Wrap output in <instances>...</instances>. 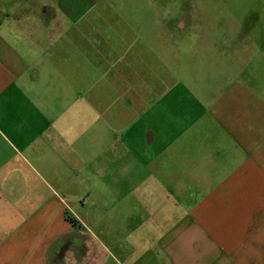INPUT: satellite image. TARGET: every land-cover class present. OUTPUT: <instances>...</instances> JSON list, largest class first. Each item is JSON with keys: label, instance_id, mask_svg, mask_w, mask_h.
Wrapping results in <instances>:
<instances>
[{"label": "crops", "instance_id": "obj_1", "mask_svg": "<svg viewBox=\"0 0 264 264\" xmlns=\"http://www.w3.org/2000/svg\"><path fill=\"white\" fill-rule=\"evenodd\" d=\"M107 6L0 0V264H264V46L190 83Z\"/></svg>", "mask_w": 264, "mask_h": 264}, {"label": "rangeland", "instance_id": "obj_2", "mask_svg": "<svg viewBox=\"0 0 264 264\" xmlns=\"http://www.w3.org/2000/svg\"><path fill=\"white\" fill-rule=\"evenodd\" d=\"M99 3L108 5L106 9L99 10V14L104 17L122 18L127 17L132 20L141 19V22L148 28L141 34L150 36L157 34L158 50L171 48L166 55V61L173 67L192 66L193 73H197V79L191 77L190 83L203 81V76L211 67L212 78L218 79L221 70L219 53L221 47L223 52L230 57L237 54L234 46H239L242 42L255 48L264 46V0H97ZM158 4L160 10L153 9V4ZM119 6L125 9H119ZM156 7V6H155ZM138 8V9H135ZM98 11H92L89 18L98 17ZM163 20V31L155 24L157 20ZM96 20H99L96 18ZM253 22V27L251 23ZM180 24V28L177 24ZM83 27V26H82ZM82 27L78 29L82 30ZM87 32H91L92 27H85ZM245 30V38L237 36L239 30ZM161 30V31H160ZM84 32V31H83ZM81 31H78V34ZM85 35V34H84ZM170 37V38H169ZM174 38L176 41H174ZM247 42V43H246ZM256 43V44H255ZM154 41L148 45L156 48ZM227 45V47H226ZM242 45V44H241ZM239 46L238 53L245 55L246 51ZM219 48H218V47ZM225 48H228L225 50ZM233 48V49H232ZM252 51V50H251ZM234 52V53H233ZM179 53L183 55L179 56ZM211 54L212 61L207 64ZM84 56V53H83ZM218 57V58H217ZM225 57V55H224ZM235 58V57H233ZM251 59V56L243 59ZM165 65V64H164ZM223 65V63H222ZM235 66L233 63L232 67ZM185 67V68H186ZM163 69H166L165 67ZM230 70V69H229ZM207 76V73H206ZM200 77V78H198ZM216 84V82H215Z\"/></svg>", "mask_w": 264, "mask_h": 264}, {"label": "trees", "instance_id": "obj_3", "mask_svg": "<svg viewBox=\"0 0 264 264\" xmlns=\"http://www.w3.org/2000/svg\"><path fill=\"white\" fill-rule=\"evenodd\" d=\"M69 219H71L72 221H74L71 217H69Z\"/></svg>", "mask_w": 264, "mask_h": 264}]
</instances>
